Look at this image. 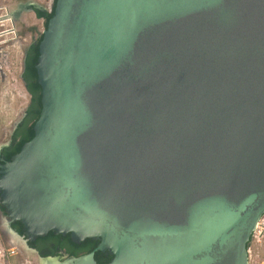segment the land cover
<instances>
[{"label": "water", "instance_id": "obj_1", "mask_svg": "<svg viewBox=\"0 0 264 264\" xmlns=\"http://www.w3.org/2000/svg\"><path fill=\"white\" fill-rule=\"evenodd\" d=\"M37 9V8H35ZM38 10V9H37ZM34 138L0 190L40 264H250L264 218V0H57Z\"/></svg>", "mask_w": 264, "mask_h": 264}, {"label": "rangeland", "instance_id": "obj_2", "mask_svg": "<svg viewBox=\"0 0 264 264\" xmlns=\"http://www.w3.org/2000/svg\"><path fill=\"white\" fill-rule=\"evenodd\" d=\"M29 1L50 6L53 0H0V16L4 13L5 8L11 12L19 4H26ZM42 27L43 23L35 20L33 15H25L24 20L19 27L17 26V29L24 31L22 37L28 40L30 37L29 29H41ZM8 51L10 54H8ZM1 63L4 66V72L0 69V146L8 143L28 104L27 95L20 84L19 75L14 72L19 65L16 54L11 49L7 50L6 48ZM7 68L9 69L7 70ZM262 227L261 241L253 239L251 243L250 264H264V225ZM14 238L17 241L16 243H12ZM0 264H40V258L29 251L24 242L6 231L1 219Z\"/></svg>", "mask_w": 264, "mask_h": 264}, {"label": "flooded vegetation", "instance_id": "obj_3", "mask_svg": "<svg viewBox=\"0 0 264 264\" xmlns=\"http://www.w3.org/2000/svg\"><path fill=\"white\" fill-rule=\"evenodd\" d=\"M55 2L56 0L52 1L51 7L45 6L38 2H32V1H29L26 4L24 3L19 4L18 7H16L13 11H11V16L13 18V22L15 26L19 27L20 23L24 20L25 15H33L34 19L41 21L43 23V28H45L46 21L44 18H40L38 16V12L39 11L47 12V13L53 12ZM35 8H37L38 10ZM19 33L22 36V34H24V31L19 30ZM29 33H30L29 39L27 40V38H25V45H27V47H26L25 56L23 59V70H22V74L20 75V84L27 95L28 104L25 108V111L23 112L21 121L14 128V131L8 143L0 146V181L4 175L3 174L4 166L8 163L5 157L6 156L5 149L10 147L13 144V139H14L16 132L17 133L19 132L21 137L27 134V127L24 125L25 120L27 118L30 120L34 116V114H37V112H39L38 111L39 101L38 100H36V102L34 101L35 97L33 95L32 89L30 88V83L34 85L38 84L39 86L40 84H39L38 79L37 81L33 80V78L31 77V74L26 71V62L28 61V59L31 60L33 56L36 54V51L34 50V46L38 45V42L42 38V36L41 37L38 36V34L40 33L39 28L29 29ZM6 35L7 34L4 31L1 34L2 37H5ZM36 93H37V96L39 97L40 95L39 88H38V91H36ZM41 104H42V99H41ZM2 206L3 207L5 206L6 211H4ZM0 219L2 220V223L5 225L6 231H8L11 235L16 237L20 241L24 242L27 249L31 251L32 253H34L35 255H37L40 259L44 258L42 257V254H46V253H55L54 257L59 258L61 261H65L66 259L72 258L69 256L68 251L64 249L63 247H61V244H60L61 242H65L70 235H66V236L58 235V236H63L62 238H60V242L58 243L54 239L47 240V241H39L40 237H33L32 235H30L27 228L23 224L22 226H23L24 233H20L19 227L17 226V223L20 221H17L14 218H12L9 207L4 203V196L1 190H0ZM16 242L17 241L14 238L12 243H16ZM103 253H106L108 256H111L108 252H103Z\"/></svg>", "mask_w": 264, "mask_h": 264}, {"label": "trees", "instance_id": "obj_4", "mask_svg": "<svg viewBox=\"0 0 264 264\" xmlns=\"http://www.w3.org/2000/svg\"><path fill=\"white\" fill-rule=\"evenodd\" d=\"M56 2H57V0H56ZM56 2H55L53 12H50V13L41 12V11L38 12V16L40 18H44L46 21L45 28L48 27L49 21L54 16V12H55V8H56ZM41 40H42V38L39 40L38 45L34 46V50L36 51V54L33 56V58L31 60L28 59V61L26 62V71L31 74V77L35 81H37V79H38L36 65L38 63L39 45H40ZM30 88L32 89L33 95L35 97L34 101L35 102H36V100L39 101V110H38L39 112H37V114H34V116L30 120L28 118L25 120L24 125L27 127V134H25L23 137H21L20 133L16 132L14 139H13V144L10 147L5 149V151H6L5 157H6V161H8V162L11 161V159L15 155L19 154L20 151L22 150L23 146L26 143L30 142L35 136L34 127H35L37 120L40 117V113L42 110V104H41V98H42V92L41 91H42V89L40 88V86L38 84L34 85L32 83H30ZM38 88L40 90L39 97L37 96V93H36V91H38ZM3 209H4V211H6L5 206L3 207ZM17 226L19 227L20 233H24L22 223L18 222ZM62 237L63 236L56 235L54 232H50L48 236L42 237V238L40 237L39 241H47V240L54 239L58 243V242H60V238H62ZM60 244H61V247H63L64 249H66L68 251V254L70 257L78 258V257L88 255L91 252H94L96 250V248L98 247V245L100 244V241L93 240V239H87L80 244H76V243L72 242V240L69 236L65 242H61ZM54 256H55V253L42 254V257H44V258L54 257ZM95 259L98 262V264H108L112 261L113 256H108L106 253H103L101 251H97V252H95Z\"/></svg>", "mask_w": 264, "mask_h": 264}, {"label": "built area", "instance_id": "obj_5", "mask_svg": "<svg viewBox=\"0 0 264 264\" xmlns=\"http://www.w3.org/2000/svg\"><path fill=\"white\" fill-rule=\"evenodd\" d=\"M52 5L48 6L51 7ZM4 13L0 16V69L2 72H4V66L2 65L3 55L5 52V49H11L12 52H14L19 60V65L17 66V69L14 72H17L20 78V75L22 74L23 70V59L25 56V50L27 45H25V39L20 35L19 30L15 26L13 22V18L11 16V12L9 9L5 8L3 10ZM5 32L7 35L5 37H2V32ZM45 31V28L40 29V33L38 36H42ZM8 54L10 52L8 51ZM9 68H7L8 70ZM10 72V71H9ZM5 74V73H4ZM15 74V73H14ZM15 79V78H14ZM264 225V218L259 223L253 239H257L259 242L261 241L260 237L263 233V226Z\"/></svg>", "mask_w": 264, "mask_h": 264}]
</instances>
